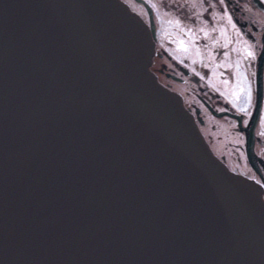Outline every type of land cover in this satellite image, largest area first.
<instances>
[{"label": "water", "instance_id": "1", "mask_svg": "<svg viewBox=\"0 0 264 264\" xmlns=\"http://www.w3.org/2000/svg\"><path fill=\"white\" fill-rule=\"evenodd\" d=\"M155 38L123 0H0V264H264L262 189Z\"/></svg>", "mask_w": 264, "mask_h": 264}, {"label": "flooded vegetation", "instance_id": "2", "mask_svg": "<svg viewBox=\"0 0 264 264\" xmlns=\"http://www.w3.org/2000/svg\"><path fill=\"white\" fill-rule=\"evenodd\" d=\"M124 1L153 20L158 80L181 95L212 151L264 198V0Z\"/></svg>", "mask_w": 264, "mask_h": 264}, {"label": "snow or ice", "instance_id": "3", "mask_svg": "<svg viewBox=\"0 0 264 264\" xmlns=\"http://www.w3.org/2000/svg\"><path fill=\"white\" fill-rule=\"evenodd\" d=\"M249 55L251 56L252 55V53L251 52H249ZM245 109H241V111H244Z\"/></svg>", "mask_w": 264, "mask_h": 264}]
</instances>
